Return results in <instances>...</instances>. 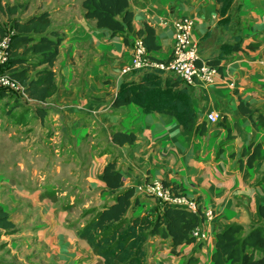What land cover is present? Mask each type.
<instances>
[{"label": "crops", "instance_id": "1", "mask_svg": "<svg viewBox=\"0 0 264 264\" xmlns=\"http://www.w3.org/2000/svg\"><path fill=\"white\" fill-rule=\"evenodd\" d=\"M236 1L242 48L221 61L212 84L188 88L198 119L206 124L203 134L194 135L172 115L115 101L124 85L136 86L143 75L123 76L121 68L131 61L133 43L146 27L159 45L148 49L150 55L165 60L172 54L173 21L192 17L201 57L218 56L216 32L205 38L227 16H221L218 0H130L133 27L117 36L85 17L83 0H49L37 8L51 11L52 26L64 40L52 66L56 90L45 101L25 90L20 95L29 109L25 118L0 117V126L10 129L4 136L9 150L19 154L0 171V207L11 223L0 227V242L10 247V254L2 250L0 257L16 256L19 264H104L79 236L86 221L82 213L147 180L178 186L202 211L215 214L204 223L207 240L173 251L168 240L152 237L150 264H212L216 235L225 224L249 227L258 220L264 158L249 165L243 152L259 144L264 155V0ZM241 102L250 114L242 112ZM209 113L218 114L219 123H210ZM119 132L133 133L135 140L119 142L114 139ZM110 162L122 175L119 189L104 177ZM139 196L135 215L151 212L153 199Z\"/></svg>", "mask_w": 264, "mask_h": 264}, {"label": "trees", "instance_id": "2", "mask_svg": "<svg viewBox=\"0 0 264 264\" xmlns=\"http://www.w3.org/2000/svg\"><path fill=\"white\" fill-rule=\"evenodd\" d=\"M223 18L217 28L208 31L206 37L215 36L220 41L216 49L218 56L205 58L213 66H218L231 52L242 48L240 3L236 0H218ZM130 0H83L87 19H95L98 29H108L112 36L123 35L126 28L133 27V13L129 10ZM11 19L18 13V7L2 6ZM12 34H9L7 61L5 67L14 78L23 85L30 98L45 101L55 90V73L52 66L60 53L64 36L59 28L52 26L51 13L43 11L25 20L13 19ZM146 35H143L144 32ZM8 32L0 25V42ZM149 50L159 45L155 41L154 30L146 27L139 31ZM254 49L258 43H250ZM200 49V48H199ZM35 71L31 75V71ZM143 75L134 87L124 85L116 97L118 105L136 103L146 112H159L172 115L191 135L203 134L206 124L200 122L191 94L180 79L163 71H133ZM130 73V74H132ZM165 74V75H164ZM129 75V74H128ZM4 89V88H0ZM6 93L0 91V98ZM240 109L249 113L240 103ZM264 124V117H260ZM114 139L133 142V133L119 132ZM254 143H252L253 145ZM245 150L247 162L253 165L263 159L261 146L253 145ZM252 146V147H253ZM104 177L109 185L119 189L123 185L122 175L115 169V162H110L104 170ZM264 182V172L260 177ZM175 189L182 190L178 186ZM140 194L135 187L118 191L112 202L100 208L87 209L91 217L80 228L79 236L86 239L95 254L102 257L104 264H150L148 245L152 237L168 240L173 248L183 244L197 242L193 231L203 223L200 212H193L185 207L162 203L154 197L151 212L135 215L140 203ZM8 214L0 207V227H9ZM216 250L212 264H264V204L258 205V220L249 227L242 224L227 223L216 235ZM5 264H17L14 261Z\"/></svg>", "mask_w": 264, "mask_h": 264}, {"label": "built area", "instance_id": "3", "mask_svg": "<svg viewBox=\"0 0 264 264\" xmlns=\"http://www.w3.org/2000/svg\"><path fill=\"white\" fill-rule=\"evenodd\" d=\"M172 25L174 28V44L169 58L165 60L153 58L144 39L137 37L133 43L131 61L121 68V74L125 76L133 71L158 70L173 74L187 87L194 86L199 82L212 84L218 75L219 68L210 65L201 57L199 44L194 38L195 20L192 17L183 16L174 20ZM7 35L0 42V88L24 93L25 89L20 81L4 70L7 61L6 49L9 42V33ZM207 119L210 123L217 124L220 117L216 113H209ZM135 189L138 193L154 197L162 203L182 206L196 213L200 212L203 216V223L193 231V235L197 240L208 239L209 236L207 231L204 230V223L212 220L215 214L211 209L202 211L197 199L191 198L182 190L175 189L172 185L156 179L147 180Z\"/></svg>", "mask_w": 264, "mask_h": 264}, {"label": "rangeland", "instance_id": "4", "mask_svg": "<svg viewBox=\"0 0 264 264\" xmlns=\"http://www.w3.org/2000/svg\"><path fill=\"white\" fill-rule=\"evenodd\" d=\"M48 1L49 0H0V5H2V6H15L16 5L18 7V13L16 15H14L11 19L0 8V25L2 27H4L5 30L9 34H11L12 33L13 19H23V18H26V16L29 13H33V15L39 13L37 11V8L39 6H46L45 4H47ZM50 1L53 3H56V0H50ZM52 5H54V4H52ZM51 7L52 6H50L49 8H51ZM49 12H51V11H49ZM6 69L7 68L5 67L4 70L6 71ZM0 91H3L9 95V96H3L0 98V117L1 116L11 117L13 115L14 117L19 116L17 118L20 119V117L22 115H24V118H25V114H27L29 112V109H27L26 105L22 104L21 92L7 90V89H0ZM5 126H6L5 123L0 126V171L2 173H5L7 171L5 167H6L7 161L9 160L10 157H15V158L19 157V154L11 152L8 148V145L6 143L4 136H5V133H7L10 129L6 128ZM153 201H154V199H153ZM98 208H100V207H98ZM87 209L84 210V212L82 213L83 217L86 221L91 217V214L86 212ZM86 221H85V223H86ZM2 243L3 242H0V252L2 250H4V254H10V250H9L10 247L8 248L9 245L2 244ZM11 261L16 262L17 264L20 263L16 256L2 255L0 257V264H5V263L11 262Z\"/></svg>", "mask_w": 264, "mask_h": 264}]
</instances>
